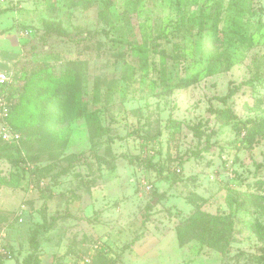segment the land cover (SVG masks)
I'll return each mask as SVG.
<instances>
[{
  "label": "rangeland",
  "instance_id": "obj_1",
  "mask_svg": "<svg viewBox=\"0 0 264 264\" xmlns=\"http://www.w3.org/2000/svg\"><path fill=\"white\" fill-rule=\"evenodd\" d=\"M206 13L251 40L184 38ZM210 52L232 67L208 74ZM11 68L24 144L0 152V264L43 219L38 264H264V0H0ZM66 92L59 140L39 114Z\"/></svg>",
  "mask_w": 264,
  "mask_h": 264
},
{
  "label": "trees",
  "instance_id": "obj_2",
  "mask_svg": "<svg viewBox=\"0 0 264 264\" xmlns=\"http://www.w3.org/2000/svg\"><path fill=\"white\" fill-rule=\"evenodd\" d=\"M176 27L177 29H179L180 27L181 29L180 31H183L182 34L184 38L186 37V35L187 36L190 35L192 30L196 28V32H198L199 34H201V32L203 33L201 34V36H202V39H204V41L206 42V45L209 44V41H211V39H213L214 37H219L220 35L224 36L225 38H227L230 35H233L239 41H241V43H245L248 40H251L250 37L246 36L245 31L243 29V24L239 19L233 18L229 26H227V28H221V27L219 28L217 16L210 14V13H206L203 15L200 14V16L188 19L187 22L180 21ZM204 29H208L206 33L203 32ZM176 45L178 47V44ZM141 53L143 54L144 51H141ZM213 57H214V53L210 52L209 57H208L209 64L207 66L208 74H214V73H217L223 70H229L234 63L229 54H227L224 58H220V57L213 58ZM160 65H161V69L159 70L161 71L160 81H165L166 79H165L164 70H166V68H165L164 53H161ZM191 80L192 78L187 77V78H181L178 82L184 85L185 83H188ZM13 92H14V88L10 90V94L13 95ZM221 99L225 100V98L223 97ZM73 100H74L73 96H70L68 92H66V94H63V95L62 93H54L46 101L45 105L41 108V112L39 114L40 119L42 120L43 123H45L44 126L46 128H50L55 132V135L57 139L59 140L63 139L64 133H63V130H60V127L58 125V122H60L61 113H60L59 108H57L56 105L62 102V105L64 106V108L67 109V115H70V113H72L74 109L76 108L74 103L72 102ZM14 107H15V103L12 100V107L10 109V115H9L8 120L12 128L21 133L22 138L20 139L18 144L7 143V142L0 140V152L4 150H14V151L17 150L18 151L22 148V145L24 144L22 128L20 125L14 123L12 120ZM262 124H264V118L257 120L256 125L257 127H260L259 129L261 131L264 130V126ZM0 184L12 185L11 180H9L5 176H0ZM199 215H203V214H199ZM210 219L212 222H215L218 219V217L213 216ZM44 223H45V219H43V222L39 223L29 233L28 242H29V246L32 248V251L28 253L26 257L23 258L22 264H38V261L35 258V251L39 247V243L37 240V233L42 228H44ZM178 237L180 241L182 242L183 236L180 233V230H178Z\"/></svg>",
  "mask_w": 264,
  "mask_h": 264
},
{
  "label": "built area",
  "instance_id": "obj_3",
  "mask_svg": "<svg viewBox=\"0 0 264 264\" xmlns=\"http://www.w3.org/2000/svg\"><path fill=\"white\" fill-rule=\"evenodd\" d=\"M12 69H0V140L18 144L22 135L12 128L8 120L12 105L10 90L16 85L15 72Z\"/></svg>",
  "mask_w": 264,
  "mask_h": 264
}]
</instances>
